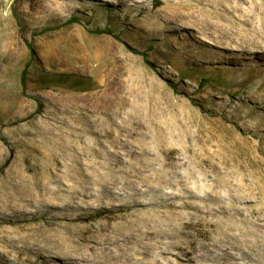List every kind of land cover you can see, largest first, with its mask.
<instances>
[{
	"label": "rangeland",
	"instance_id": "obj_1",
	"mask_svg": "<svg viewBox=\"0 0 264 264\" xmlns=\"http://www.w3.org/2000/svg\"><path fill=\"white\" fill-rule=\"evenodd\" d=\"M174 1L0 0V264L264 247V62Z\"/></svg>",
	"mask_w": 264,
	"mask_h": 264
},
{
	"label": "bare ground",
	"instance_id": "obj_2",
	"mask_svg": "<svg viewBox=\"0 0 264 264\" xmlns=\"http://www.w3.org/2000/svg\"><path fill=\"white\" fill-rule=\"evenodd\" d=\"M168 10L171 17L184 26L199 32L209 28L218 32L216 37L222 42L228 40L226 44H229L230 51L240 50L247 56L259 58L264 62L263 0L250 1L247 7H243L239 0H193V2L175 0ZM201 38L209 42L206 38ZM235 241L232 236L223 240H212L208 245L200 246L199 256L203 260L232 258L243 260L244 264H264V247L255 245L245 250ZM209 246H215L217 250ZM99 254L104 258L102 264H113L110 260L115 256H126L123 251L106 250L103 245H100ZM88 257L91 258L92 253H88L81 259L87 261ZM124 258L122 264H128L127 258ZM156 264L167 263L157 262Z\"/></svg>",
	"mask_w": 264,
	"mask_h": 264
},
{
	"label": "trees",
	"instance_id": "obj_3",
	"mask_svg": "<svg viewBox=\"0 0 264 264\" xmlns=\"http://www.w3.org/2000/svg\"><path fill=\"white\" fill-rule=\"evenodd\" d=\"M96 31L97 32H108V33H111V32H109V30L99 29V28H97ZM113 35H115V34H113ZM115 37H117V36H115ZM27 67H28V63H26L24 65V67H23V69L21 70V73H20V84L22 86H24V87H25V78H26V75L25 74H26V71H27Z\"/></svg>",
	"mask_w": 264,
	"mask_h": 264
}]
</instances>
